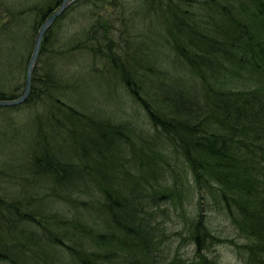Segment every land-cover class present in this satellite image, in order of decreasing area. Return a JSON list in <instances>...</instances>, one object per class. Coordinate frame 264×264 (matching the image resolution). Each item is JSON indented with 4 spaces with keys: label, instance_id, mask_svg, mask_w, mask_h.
<instances>
[{
    "label": "trees",
    "instance_id": "1",
    "mask_svg": "<svg viewBox=\"0 0 264 264\" xmlns=\"http://www.w3.org/2000/svg\"><path fill=\"white\" fill-rule=\"evenodd\" d=\"M52 1L0 0V99L21 95ZM83 65L148 127L77 107ZM167 158L245 243L199 215L192 257L173 253L153 200L181 205V186L153 180ZM224 240L264 264V0H75L45 31L26 100L0 106V264H219L207 252Z\"/></svg>",
    "mask_w": 264,
    "mask_h": 264
},
{
    "label": "rangeland",
    "instance_id": "2",
    "mask_svg": "<svg viewBox=\"0 0 264 264\" xmlns=\"http://www.w3.org/2000/svg\"><path fill=\"white\" fill-rule=\"evenodd\" d=\"M1 1L5 3L4 0ZM7 1L10 5H15L14 7L17 8L16 12L32 7L34 4L36 5L39 3V1H41V5L45 6L49 2L53 3L52 0ZM27 13H25L23 17H26ZM97 75L95 73L94 75L87 74L86 65L78 68L76 77L80 82V92L69 94L75 105L84 111H94L99 117L103 116L117 119H123V117L132 118L134 119L135 124L142 127H148L144 124L145 121L143 120V117L138 116L140 113L138 107L131 102V99L127 95H125L122 85L119 83L118 86L114 88V85L111 83L112 80L106 78L102 79ZM23 78L24 77H22V79ZM137 128L140 129L136 126V129ZM167 160L170 162L173 169L170 166L165 165L158 172L157 178H154L153 180L160 181L163 179L161 175H165L163 183L169 185V188L181 186V188H183L180 189L181 205L177 202H175L176 204L171 202L169 199L171 198L169 193L168 196H162V199L158 200L156 199V196H154L153 200H156L161 208H166L167 215L159 212L156 220L164 231L173 239V246L176 247H173V253L178 251L183 256L192 257L194 247L191 240L186 237L188 235L190 222L195 221L194 219L197 220L200 217H202L206 223H209L213 230L211 232L214 233V236L223 239H231L238 244L245 243L247 239L238 235L235 227L231 225L230 219L223 214L217 204L212 202L206 204L205 199H199L200 193L194 188V185L190 183V174L186 171L183 164L175 158H167ZM75 185L80 187L81 183L79 184V182H77ZM62 205L65 210L68 209L66 203H63ZM51 206L52 208H57V198L52 200ZM199 215L200 217H198ZM51 231L53 232V230ZM238 247L239 246H236L234 243L226 242L225 240L222 242L216 241L209 247L207 254L214 257L219 264H246V253H244L242 248Z\"/></svg>",
    "mask_w": 264,
    "mask_h": 264
},
{
    "label": "water",
    "instance_id": "3",
    "mask_svg": "<svg viewBox=\"0 0 264 264\" xmlns=\"http://www.w3.org/2000/svg\"><path fill=\"white\" fill-rule=\"evenodd\" d=\"M73 1L74 0H62L58 8L54 12H52L48 17H46L44 21L41 23L39 29L37 30L35 34L33 49H32V52L30 54V57L27 63L26 77H25L23 91L21 95H19L18 97L14 99H0V106H14V105L21 104L22 102L26 100L30 92L32 71L36 64L38 52L40 49V44L45 34V31L51 25L54 19L57 16H59L67 8V6Z\"/></svg>",
    "mask_w": 264,
    "mask_h": 264
}]
</instances>
